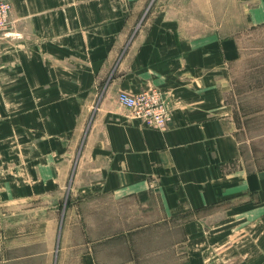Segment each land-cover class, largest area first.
Here are the masks:
<instances>
[{"label":"crops","instance_id":"obj_1","mask_svg":"<svg viewBox=\"0 0 264 264\" xmlns=\"http://www.w3.org/2000/svg\"><path fill=\"white\" fill-rule=\"evenodd\" d=\"M6 1L0 204L31 216L40 253L100 264L105 239V264H120L115 237L165 223L175 237L181 221L180 264H264V168L244 163L226 103L237 38L264 25V0ZM150 88L171 107L166 129L118 102Z\"/></svg>","mask_w":264,"mask_h":264},{"label":"rangeland","instance_id":"obj_2","mask_svg":"<svg viewBox=\"0 0 264 264\" xmlns=\"http://www.w3.org/2000/svg\"><path fill=\"white\" fill-rule=\"evenodd\" d=\"M237 40L240 56L230 65L226 103L235 123L244 163L252 169H261L264 168V25L252 30L243 29ZM14 207L10 203L0 204V264H54L57 258L56 250L49 254L40 253L47 248V239L35 236L32 230L25 229L26 225H33L29 219L30 215H22L18 220L11 219L12 215H15L11 213ZM100 213L105 214L104 210ZM94 225L99 231L107 228L109 223L97 218ZM168 225L169 223L161 224V227L147 226L142 237H115L113 240L115 247L119 248L118 256L123 260L120 264H170L174 260V254L171 252L174 240H177L179 245L177 262L182 263L184 253L180 247L184 236L181 221L176 223V229L173 231L175 237L171 236ZM10 233L14 236L12 239L9 238ZM51 241L53 242V239ZM100 242V264H105V246L100 249ZM130 248L131 251L134 250L135 259ZM68 256V261L73 258V255ZM63 258L64 256L62 260ZM10 259L13 260L10 262Z\"/></svg>","mask_w":264,"mask_h":264},{"label":"built area","instance_id":"obj_3","mask_svg":"<svg viewBox=\"0 0 264 264\" xmlns=\"http://www.w3.org/2000/svg\"><path fill=\"white\" fill-rule=\"evenodd\" d=\"M12 4L0 0V39L11 31ZM118 102L128 109V116L142 121L144 124L166 129L171 120V107L162 93L156 88L143 89L137 93L121 90L117 96Z\"/></svg>","mask_w":264,"mask_h":264}]
</instances>
